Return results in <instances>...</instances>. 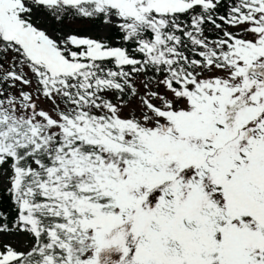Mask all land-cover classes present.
Here are the masks:
<instances>
[{
    "label": "snow or ice",
    "instance_id": "1",
    "mask_svg": "<svg viewBox=\"0 0 264 264\" xmlns=\"http://www.w3.org/2000/svg\"><path fill=\"white\" fill-rule=\"evenodd\" d=\"M0 264H264V0H0Z\"/></svg>",
    "mask_w": 264,
    "mask_h": 264
}]
</instances>
